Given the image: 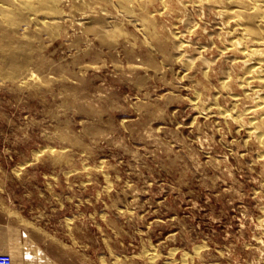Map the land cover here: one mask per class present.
Wrapping results in <instances>:
<instances>
[{
  "label": "rangeland",
  "instance_id": "rangeland-1",
  "mask_svg": "<svg viewBox=\"0 0 264 264\" xmlns=\"http://www.w3.org/2000/svg\"><path fill=\"white\" fill-rule=\"evenodd\" d=\"M59 1L50 25L0 22V227L23 236L5 240L12 264H264L263 147L218 7L149 0L124 16Z\"/></svg>",
  "mask_w": 264,
  "mask_h": 264
},
{
  "label": "bare ground",
  "instance_id": "bare-ground-1",
  "mask_svg": "<svg viewBox=\"0 0 264 264\" xmlns=\"http://www.w3.org/2000/svg\"><path fill=\"white\" fill-rule=\"evenodd\" d=\"M62 1V0H61ZM72 2L74 0H71ZM76 4L78 6L81 5H87L91 0H75ZM110 3H118L120 6L119 11L125 16V15H133L135 6H139L144 8L145 3L149 0H106ZM161 1V0H160ZM164 1V0H163ZM181 1V0H180ZM59 0H0V22L3 24V21H12L18 20L17 17L21 16V14L24 15V17L27 18V20H38L43 25H50L51 22H53V18L56 16V10H55V4L59 3ZM105 2V1H104ZM158 2V1H156ZM155 2V3H156ZM174 2V1H173ZM178 2V1H177ZM194 4L196 3L197 6L200 7V9H212L214 6L218 7L215 12L216 17L221 18V24L219 27V32H225L229 34L228 37V47L226 46V49L231 48H238L239 51L243 54V61H244V72L242 77L238 80L239 85L243 87L244 95L251 96L252 98V104L245 107L241 114H250V118L248 120V124H246V128L248 131V134L250 136H254L258 142V144L263 147V151H261L260 156L264 159V0H193ZM75 3V2H74ZM160 3V2H159ZM165 3V2H164ZM176 3V1H175ZM61 4V2H60ZM92 4V3H91ZM94 4V3H93ZM92 4V6H93ZM73 5V4H72ZM97 5V3H96ZM112 5V4H111ZM176 5V4H175ZM178 5V4H177ZM193 5V4H192ZM76 6V5H75ZM89 6V5H88ZM157 6H159L157 4ZM167 6V5H166ZM188 6V4H187ZM191 6V5H190ZM189 6V7H190ZM82 7V6H81ZM149 7V6H148ZM165 7V6H164ZM174 7V6H173ZM180 7V6H179ZM194 7V6H193ZM63 8V7H62ZM65 8V6H64ZM63 8V10H64ZM70 8V7H69ZM87 8V7H86ZM150 8V7H149ZM74 9V8H73ZM72 9V10H73ZM85 9V8H84ZM89 9V7L87 8ZM148 8H146L147 10ZM179 9V8H178ZM183 9V8H182ZM67 10V9H66ZM69 10V9H68ZM90 10V9H89ZM104 11V9H102ZM155 10V7H154ZM169 10V9H168ZM181 10V9H180ZM179 10V11H180ZM38 11H41L40 15L41 19L38 18ZM44 11V12H43ZM71 11V10H70ZM75 11V10H74ZM73 11V12H74ZM99 11V9H98ZM97 11V13H98ZM170 11V10H169ZM185 11V10H184ZM212 11V10H211ZM46 12V13H45ZM147 12V11H146ZM154 12V11H153ZM156 12V11H155ZM205 12V11H204ZM89 13V12H88ZM109 13V12H108ZM117 13V12H116ZM148 13V12H147ZM183 13V12H182ZM188 13V12H187ZM74 14V13H73ZM95 14V13H94ZM158 14V13H157ZM179 14V13H178ZM195 14V13H194ZM204 14V13H203ZM108 16V14H105ZM180 15V14H179ZM80 16V14H79ZM106 16V17H107ZM110 16V15H109ZM182 16V15H181ZM202 16V15H201ZM84 17V16H83ZM98 17V15H97ZM115 17V16H114ZM120 17V16H119ZM152 17V16H151ZM170 17V16H169ZM174 17V16H173ZM159 18V17H158ZM92 19V17H91ZM123 19V18H122ZM140 19V18H139ZM171 19V17H170ZM70 20V19H69ZM94 20V19H93ZM92 22H95L93 21ZM115 20V19H113ZM100 21V20H98ZM97 21V22H98ZM121 21V19H120ZM171 21V20H170ZM188 21V20H186ZM38 22V23H39ZM72 22V20H71ZM87 22V21H86ZM91 22V21H90ZM90 22L88 24H90ZM118 22V21H117ZM124 22V21H123ZM182 22V21H181ZM185 22V21H184ZM211 22V21H210ZM24 23V22H23ZM99 23V22H98ZM104 23V22H101ZM127 23V21H126ZM131 23V20L129 21ZM128 23V24H129ZM191 23V22H190ZM33 24V23H32ZM71 24V23H70ZM69 24V25H70ZM87 24V26H88ZM94 24V23H91ZM96 24V22H95ZM94 24V25H95ZM105 24V23H104ZM143 24V23H142ZM172 24V23H171ZM189 24V23H187ZM201 24V23H198ZM206 24V23H204ZM209 24V23H208ZM5 25V24H4ZM9 25V24H7ZM26 25V24H25ZM78 25V24H77ZM76 25V26H77ZM93 25V28L96 29ZM119 25H123L122 23ZM131 25V24H130ZM165 25V24H163ZM197 25V24H196ZM210 25V24H209ZM81 26V24H80ZM91 26V25H89ZM141 26V24H140ZM169 26V25H168ZM167 26V27H168ZM193 26V25H192ZM22 27V26H21ZM20 27V28H21ZM70 27V26H69ZM116 27V26H115ZM118 27V25H117ZM122 27V26H121ZM145 27V25H144ZM166 27V26H165ZM185 27V26H184ZM188 27V26H186ZM195 27V26H194ZM78 28V27H77ZM92 28V29H93ZM75 29V27H74ZM80 29V28H78ZM186 29V28H185ZM195 29V28H194ZM222 29V30H221ZM224 29V30H223ZM98 32H100V29L98 28ZM108 30V29H106ZM132 30V29H131ZM136 30V29H135ZM153 30V29H152ZM172 30V29H171ZM72 31V30H71ZM91 29H89V32ZM96 31V30H95ZM155 31V30H154ZM212 31V30H209ZM208 31V32H209ZM74 32V31H73ZM81 32V31H80ZM88 32V33H89ZM94 32V31H93ZM90 32V33H93ZM97 32V33H98ZM102 32V31H101ZM124 32V31H123ZM153 32V31H152ZM181 32V31H180ZM217 31V34L219 33ZM103 33V32H102ZM101 33V34H102ZM106 33V32H105ZM135 33V32H134ZM137 33V32H136ZM157 33V31H156ZM194 33V32H193ZM211 33V32H209ZM84 34V33H83ZM95 34V32H94ZM113 34V33H112ZM175 36L178 38L177 41V47L181 48L184 44L183 41L180 40V34L178 32L174 33ZM225 34V33H224ZM106 35V34H105ZM139 35V34H138ZM95 36V35H94ZM103 39L105 41L104 34H102ZM121 36V35H120ZM124 36V35H123ZM174 36V37H175ZM185 36V35H184ZM189 36V35H188ZM202 36V35H201ZM225 35L224 37H226ZM98 37V35H97ZM122 37V36H121ZM130 37V36H129ZM134 37V36H133ZM161 37V36H160ZM175 37V38H176ZM203 37V36H202ZM208 37V36H207ZM87 38V37H86ZM90 38V37H89ZM87 38V39H89ZM102 38V37H100ZM99 38V40H100ZM111 38V37H110ZM136 38V37H135ZM164 38V37H163ZM204 38V37H203ZM209 38V37H208ZM96 39V38H94ZM127 39V38H126ZM145 39V38H144ZM143 39V40H144ZM182 39V38H181ZM222 39V38H221ZM227 39V38H226ZM109 40V39H108ZM107 40V43H108ZM167 40V39H165ZM210 41V39H208ZM90 41V40H89ZM110 41V40H109ZM124 41V40H123ZM134 41V40H133ZM131 41V42H133ZM138 41V40H137ZM85 42V41H84ZM172 42V41H171ZM185 42V41H184ZM111 43V41H110ZM122 43V41H121ZM126 43V42H125ZM136 43V42H135ZM139 43V42H138ZM145 43V42H144ZM189 43V42H188ZM202 43V42H201ZM217 43V42H216ZM222 43V42H221ZM226 43V41H225ZM88 44V43H87ZM112 44V43H111ZM117 43H115L116 45ZM190 44V43H189ZM194 44V42H193ZM206 44V43H205ZM108 45V44H106ZM114 45V43H113ZM142 45V44H141ZM221 45V44H220ZM109 46V45H108ZM107 46V47H108ZM117 46V45H116ZM121 46V45H120ZM146 46V45H145ZM174 46V45H173ZM196 46V45H195ZM202 46V45H201ZM115 47V46H114ZM131 47V46H130ZM164 47V46H163ZM176 47V46H175ZM187 47V46H186ZM23 48V47H22ZM25 48V47H24ZM23 48V49H24ZM116 48V47H115ZM123 48V47H122ZM144 48V47H143ZM142 48V49H143ZM146 48V47H145ZM144 48V49H145ZM157 48V47H156ZM167 48V47H166ZM196 48V47H195ZM203 48V47H202ZM213 48V47H212ZM118 49V48H117ZM116 49V50H117ZM134 50V48H132ZM131 49V50H132ZM140 49V48H139ZM140 49V50H142ZM162 49V48H161ZM164 49V48H163ZM168 49V48H167ZM184 49V47H183ZM199 49V48H198ZM197 49V50H198ZM208 49V48H207ZM220 49V48H219ZM25 50V49H24ZM114 50V51H116ZM121 50V49H120ZM147 50V49H146ZM201 50V49H200ZM222 50V49H221ZM237 50V49H236ZM111 51V50H110ZM138 51V50H137ZM153 51V50H152ZM175 51V49H174ZM212 51V50H211ZM238 51V50H237ZM132 52V51H131ZM151 52V51H150ZM171 52V51H169ZM182 52V51H181ZM189 52V51H188ZM191 52V51H190ZM201 52V51H200ZM119 53V52H118ZM149 53V52H148ZM147 53V54H148ZM175 53V52H174ZM183 53V52H182ZM197 53V52H196ZM224 53V52H223ZM230 53H233L230 51ZM238 53V52H237ZM141 54V53H139ZM153 55V53H150ZM159 54V53H158ZM157 54V55H158ZM168 54V53H167ZM180 54V52H179ZM144 55V54H143ZM161 55V54H160ZM202 55V53H201ZM155 56V55H154ZM163 56V55H162ZM170 56V55H169ZM172 56V55H171ZM194 56V55H193ZM146 57V56H145ZM159 57V56H158ZM184 57V56H183ZM195 57V56H194ZM198 57V56H197ZM229 58V56H226V58ZM155 58V57H154ZM207 58V57H206ZM217 58V57H216ZM235 58V53H234ZM198 59V58H197ZM214 59V58H213ZM232 59V58H231ZM239 59V58H237ZM236 59V60H237ZM152 60V59H151ZM175 60V59H174ZM177 60V59H176ZM175 60V61H176ZM211 60V58H210ZM216 60V59H215ZM227 60V59H226ZM235 60V61H236ZM153 61V60H152ZM188 61V60H187ZM197 61V60H196ZM195 61V63H196ZM233 61V60H232ZM238 61V60H237ZM162 62V61H161ZM166 62V61H165ZM192 62H194L192 60ZM191 62V64H192ZM217 62V61H216ZM181 63V62H180ZM203 63V62H202ZM210 63V62H209ZM208 65H210L211 63ZM225 63V62H224ZM234 63V62H233ZM243 63V62H241ZM185 64V63H184ZM189 64V63H188ZM222 64V63H221ZM228 64V63H227ZM136 65V64H135ZM200 65V62H199ZM203 65V64H202ZM207 65V66H208ZM219 65V64H218ZM217 65V66H218ZM238 65V62H237ZM139 66V65H137ZM190 66V65H188ZM205 66V65H204ZM216 66V68H217ZM222 66V65H221ZM143 68H145L144 65H142ZM203 67V66H202ZM228 67V66H227ZM233 67V66H232ZM236 67V66H235ZM234 67V68H235ZM160 68V67H159ZM158 68V69H159ZM207 68V67H206ZM241 68V67H240ZM146 69V68H145ZM191 69V68H190ZM198 69V68H197ZM224 69V68H223ZM242 69V70H243ZM160 70V69H159ZM162 70V69H161ZM160 70V71H161ZM199 70V69H198ZM202 70V69H201ZM204 70V69H203ZM221 70V68H220ZM234 70V69H233ZM236 70V69H235ZM241 70V69H240ZM237 71V70H236ZM229 72V71H228ZM163 73V72H162ZM203 74V73H202ZM206 74V73H204ZM208 74V73H207ZM225 74V73H223ZM228 75V74H227ZM222 79V78H221ZM225 81V80H224ZM223 81V83H224ZM228 81V80H226ZM253 81H258L259 84L253 85ZM222 83V84H223ZM224 85V84H223ZM240 88V87H239ZM224 90V89H222ZM231 91V90H229ZM228 91V92H229ZM196 92V91H195ZM233 92V91H232ZM199 94V93H198ZM201 94V92H200ZM228 94V93H227ZM236 94V93H235ZM236 96V95H235ZM217 97V96H215ZM234 97L232 96L231 99ZM241 98V96L239 97ZM244 98V97H243ZM247 99V98H246ZM249 100V99H247ZM205 101V100H204ZM247 102V101H246ZM198 103V102H197ZM204 103V102H203ZM238 104V103H237ZM240 104V103H239ZM203 106V105H202ZM216 106V105H215ZM236 106V105H235ZM241 106V105H240ZM204 108V107H203ZM213 109V108H212ZM227 109V108H226ZM204 110V109H203ZM211 110V108H210ZM222 110V109H220ZM242 110V108H241ZM202 111V110H201ZM214 111V110H212ZM200 112V111H199ZM229 112V111H228ZM205 113V112H204ZM226 115L227 111H223ZM236 113V112H235ZM207 114V113H206ZM215 114V113H214ZM221 114V112H220ZM240 114V115H241ZM244 116V115H243ZM210 117V116H209ZM237 116V120L239 122V125H245L241 122V118ZM234 118V117H233ZM223 119V118H222ZM228 119V118H227ZM235 120V119H234ZM237 123V122H236ZM254 139V138H253ZM256 142V143H257ZM255 143V144H256ZM254 144V143H252ZM257 145V144H256ZM255 145V146H256ZM259 146V147H260ZM259 150V149H258ZM262 150V149H261ZM258 158V157H257ZM264 162V161H263ZM260 164V163H258ZM263 164V163H262ZM264 168V167H263ZM261 169V168H260ZM261 171V170H260ZM259 171V172H260ZM261 173V172H260ZM264 173V172H263ZM262 178V177H261ZM256 192V191H255ZM264 192V191H263ZM261 193V192H260ZM262 194V193H261ZM255 196V195H254ZM257 197V196H256ZM262 199V198H261ZM262 206V205H261ZM263 207V206H262ZM260 215V214H259ZM261 218V217H259ZM259 220V219H258ZM258 229V228H257ZM254 230V229H253ZM258 236V235H257ZM258 239V238H257ZM256 241V240H255ZM260 241V240H259ZM263 242V241H262ZM258 243V242H257ZM248 244V243H247ZM252 244V243H251ZM256 244V243H255ZM257 245V244H256ZM249 246V245H248ZM257 249V248H255ZM259 250V249H258ZM255 261V260H254ZM13 263V262H12ZM258 263V262H257Z\"/></svg>",
  "mask_w": 264,
  "mask_h": 264
},
{
  "label": "crops",
  "instance_id": "crops-1",
  "mask_svg": "<svg viewBox=\"0 0 264 264\" xmlns=\"http://www.w3.org/2000/svg\"><path fill=\"white\" fill-rule=\"evenodd\" d=\"M22 237L23 236L20 234L19 230H16V228L12 230L10 235L5 233L3 225H1L0 227V251L4 250L3 247L5 246V240H7L8 238H11L12 240H14L16 244H20V242L23 241ZM12 262H13V259H12Z\"/></svg>",
  "mask_w": 264,
  "mask_h": 264
},
{
  "label": "built area",
  "instance_id": "built-area-1",
  "mask_svg": "<svg viewBox=\"0 0 264 264\" xmlns=\"http://www.w3.org/2000/svg\"><path fill=\"white\" fill-rule=\"evenodd\" d=\"M0 264H12V256L7 252L0 251Z\"/></svg>",
  "mask_w": 264,
  "mask_h": 264
}]
</instances>
